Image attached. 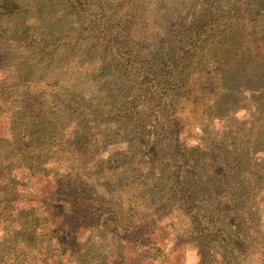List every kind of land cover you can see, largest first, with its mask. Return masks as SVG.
<instances>
[{"label":"rangeland","instance_id":"374dc122","mask_svg":"<svg viewBox=\"0 0 264 264\" xmlns=\"http://www.w3.org/2000/svg\"><path fill=\"white\" fill-rule=\"evenodd\" d=\"M211 2L216 0H108L88 10L64 0H0V23L25 20L31 38L53 34L34 49L43 57H64L59 76L45 78L53 84L48 91L60 79L78 95L75 109L84 112L63 121L48 116L55 127L40 141L41 124L32 130L27 118L19 134L20 162L57 180L76 182L78 174L89 199L66 208V221L37 216L16 227L18 234L0 247L2 264H264V112L253 107L249 90H238L246 106L237 107L232 86L216 84L220 37L201 36L191 49L194 71L180 93L165 78V56L183 47L191 32L170 35L169 50L163 56L158 51L162 36L177 32L169 29V11L203 18ZM116 63L117 74L116 66L105 70ZM136 94L155 117L163 114V124L150 128L156 139L146 145L138 139L141 105L129 114L121 108V97ZM46 99L55 109L50 95ZM173 110L177 120H167ZM77 117L87 132L81 160L66 153V127L73 128ZM184 185L197 198L193 208L181 195Z\"/></svg>","mask_w":264,"mask_h":264},{"label":"trees","instance_id":"16d2710c","mask_svg":"<svg viewBox=\"0 0 264 264\" xmlns=\"http://www.w3.org/2000/svg\"><path fill=\"white\" fill-rule=\"evenodd\" d=\"M17 1L20 4L25 3V0ZM64 1L70 5L73 4L74 8L82 5L90 10V6L99 7L102 1L107 2L108 0ZM23 13H27V11H23ZM168 13L169 29H177V32H170V34L162 36V41L165 44L158 49L162 56L165 50H169L168 37L170 35L178 36L183 35L186 31L191 32V38L183 47L176 50L174 54L165 56L169 58L166 63L169 75H166L165 78L174 83L171 90L177 89L178 91L179 89L180 93L182 86L184 87L189 77L193 75L194 70L190 69V66L194 61L195 53L190 51L197 48L201 41L200 37L207 36V38H213V41L220 37L219 42L223 45L221 55L218 57L219 71L216 84L218 87L225 85L227 89L232 86L231 92L234 98L239 97L238 90L243 92L249 90L253 107L264 112V95L258 99V95L264 92V86L259 85L264 81V0H216V2H211L209 8L205 9L203 18H193L192 14L187 13L177 14L171 13V11ZM81 26L82 24L79 25V27ZM27 28L26 21L21 19H18L12 26H9L7 22L0 23V132H4L0 136V247L8 242L7 236L13 238L18 234L16 227L26 225L29 223V219L43 216L42 218H49L56 223L63 222L66 221L64 218L66 208L72 207L75 203L85 205L89 200L81 188L83 184L80 182L81 178L78 174L76 182L68 181V178L57 180L55 176L53 177L45 170H39L37 166H34L35 164L20 162L19 157H21L22 151L19 134L21 135L20 131L24 128L27 118L34 124L32 130H36L41 124L40 128L45 131L42 132L40 128L37 130V132L41 131V134L38 135V141H40L42 137L46 140L47 135L44 133L48 131L49 127H55V124L51 122L53 116L58 115L59 117H57L63 121L73 115H84V112H80V108L75 109L74 104H80L79 101L75 103L74 99L78 95L72 91V87L64 89L59 85L60 79L56 81V87L52 91H48L53 84L48 83L49 81L45 78L48 75L59 76L57 68L60 67V61H63L64 57L61 55L57 58L50 55L43 57L40 53L34 54V49L36 45L53 39V34L40 37L36 32L34 33L36 36L31 38L25 31ZM76 40L78 41V39ZM166 58H163V63L166 62ZM115 66L117 74L119 72L117 63L105 66V70H112ZM199 66L200 63L195 67ZM190 70L192 71L190 72ZM118 83V80L113 81L114 85H118ZM125 88L127 87L124 86L123 89ZM47 95H50L56 104L52 111L51 108H47ZM123 99L121 97V108L124 107L128 114L134 112L133 109H138L141 105L140 110L143 114H140L142 117L139 119L144 122L139 124L142 126V134L138 138L140 143L146 145V143L155 140L156 135H152L150 128L163 124V122H158L159 115L163 117V114L158 113L155 117L156 113L153 108H146L144 102L138 103L140 102L138 94L133 95L130 100ZM143 99L145 100V98ZM169 104L173 105L172 100ZM236 105L237 107L246 106L245 100L238 98ZM175 111L173 110L168 115L173 121L177 120V117H174ZM48 116L52 117L47 118ZM168 117L167 120L170 119ZM70 122L74 124V129L66 127V134H64L68 137L66 140L69 143L66 153H78L75 158L79 157L81 160L84 152L80 145L85 142L84 138H86L87 132L79 129V126L84 122V119L79 120L77 117ZM173 123L171 124L172 128L174 127L172 132L176 131V124ZM61 124L67 126L69 122ZM8 130L9 134L6 132ZM64 134H62V138H64ZM32 135L36 136V132H32ZM43 150L48 152L46 148ZM39 152L43 153V151ZM42 163L45 164V162ZM39 175H42L45 180H39ZM75 186H77L76 189ZM181 195L187 203L191 204V206L188 205L190 208L195 207L197 198L185 185L182 187ZM25 203L30 205L29 209ZM39 207L42 210L37 213ZM56 209L60 212L53 218L50 213ZM14 214L15 217H13ZM2 225H7V227ZM65 226L68 227L69 224ZM3 253L4 250H0L1 262L4 261ZM1 262L0 264H2Z\"/></svg>","mask_w":264,"mask_h":264}]
</instances>
